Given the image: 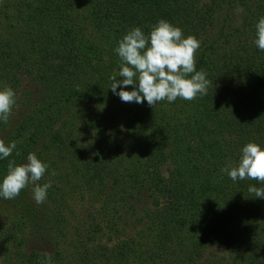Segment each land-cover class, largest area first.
<instances>
[{
  "label": "trees",
  "instance_id": "1",
  "mask_svg": "<svg viewBox=\"0 0 264 264\" xmlns=\"http://www.w3.org/2000/svg\"><path fill=\"white\" fill-rule=\"evenodd\" d=\"M6 6L0 86L14 89L13 109H20L16 121L11 115L0 123V135L12 128L15 134L4 142L24 144L20 154L0 161V176L9 160L21 164L34 152L49 166L38 183L51 181L52 187L43 207L35 203L32 185L15 199H0V264H197L211 248L227 250L230 264H264V199L248 191L264 183L233 182L221 172L246 143L264 145V51L252 42L264 0H257L230 67L221 68L209 51L217 40L203 38L212 22L198 0H25ZM160 19L199 40L196 69L207 73V95L187 101L179 114L184 117L168 118L173 112L159 102L148 105L141 120L139 109L126 118V111L98 108L84 128L66 127V119L60 124L62 107L66 112L108 99L114 108L121 102L109 89L120 64L114 48L132 27L147 35ZM134 121L138 128H129L126 122ZM83 192L96 203L107 201L101 218L109 222L108 234L118 233L116 218L132 214L138 234L101 238L89 250L88 239L103 231L94 223L71 234L75 246L67 254L60 242L67 233L61 208L70 193ZM49 204L55 205L52 218ZM30 236L47 240L53 253L29 250Z\"/></svg>",
  "mask_w": 264,
  "mask_h": 264
},
{
  "label": "clouds",
  "instance_id": "2",
  "mask_svg": "<svg viewBox=\"0 0 264 264\" xmlns=\"http://www.w3.org/2000/svg\"><path fill=\"white\" fill-rule=\"evenodd\" d=\"M252 42L258 50L264 51V16L255 24ZM199 47L197 38L184 36L179 27L164 19L158 20L147 35L140 27H132L114 48L120 64L119 71L109 77L112 81L109 89L122 102H146L151 107L161 101L171 104L177 98L192 101L197 96L207 95V73L196 69L195 53ZM127 86H133L132 90H126ZM15 103L14 89L0 86V123L8 122ZM15 149V141L6 144L0 140V161L10 157ZM48 167L34 152H29L26 162L21 164L9 160L5 174L0 176V199H15L21 190L32 185L35 203L42 204L52 184L51 181L38 182ZM221 172L233 182L249 179L264 183V145L246 143L240 149L238 160L227 164ZM49 174L55 175V172ZM248 191L264 199V188L250 185Z\"/></svg>",
  "mask_w": 264,
  "mask_h": 264
},
{
  "label": "rangeland",
  "instance_id": "3",
  "mask_svg": "<svg viewBox=\"0 0 264 264\" xmlns=\"http://www.w3.org/2000/svg\"><path fill=\"white\" fill-rule=\"evenodd\" d=\"M25 0H0V34L4 36V39L7 37V26H6V18L9 17V14H7L8 7L6 6L11 5V7H16L19 5V3H24ZM199 9L206 13L210 20V28L209 31H205V36L203 38H211L210 41H213L216 39L215 46L209 49L210 53L213 54V60L216 62V64H219V68L222 66L230 67V56L234 57L235 50L240 47L243 43V32L245 29V26L247 24L248 19L253 15L254 12H256L257 7V0H198ZM6 6V7H5ZM5 8V9H4ZM229 32L228 36L223 34V31L226 30ZM230 31L233 32L230 34ZM209 34V35H208ZM210 43V42H208ZM248 46V42L246 43ZM245 44V45H246ZM244 45V44H243ZM27 75H24L22 79L25 82V86L29 85V79L26 77ZM207 79V78H206ZM200 96H197V100H199ZM200 101V100H199ZM164 104V107L166 108L165 111L169 112L170 110L173 112L171 115H168V118L172 119L173 114H181L183 113L187 108V101L177 98V100L171 104L167 103V101H161ZM114 108L112 107V102L108 101V99L103 100L102 102H84L82 104L72 106L67 109L66 112H64V107L60 108L62 110V113H64L63 117L61 118V122H64V120H67L66 127H72V128H84L86 126L85 122H88L90 120V115L92 112L99 109H106L111 110L114 113H120L123 111V114L125 115L126 111V118L129 115V113L132 114L134 110L139 109V111L142 113V116L140 117V120L145 115V111L148 108V104L141 103H126V102H119L116 104H113ZM16 106H19L18 104ZM18 109L12 110L11 115H14L17 120L18 116ZM170 113V112H169ZM10 115V116H11ZM74 115V116H72ZM176 115V116H178ZM122 118L124 117L121 115ZM133 116V115H132ZM183 116V115H179ZM184 117V116H183ZM135 118V117H133ZM52 119H54L52 115ZM127 125H129V128H138L137 124L132 122H126ZM75 125V126H73ZM60 126V125H58ZM64 127V126H63ZM62 127V128H63ZM126 128V127H123ZM15 134V130L10 128V132L2 133L0 136V140L8 141L10 140V133ZM123 137L128 138L126 132H123ZM17 141V142H16ZM16 149L12 152V154H20L23 151V140H16ZM71 189V188H70ZM88 192V191H87ZM83 192L77 195H74L72 193L71 196H67L66 202L63 204L65 205L63 208H61V211L63 213L64 218L67 219L66 224L64 225L63 231L66 233L63 237L60 238V242L63 245V250L67 254H71L73 252L74 244L70 242L71 238L74 234L80 230L83 232V230L90 225H95L98 223L101 228L103 229L102 232H98L96 237L89 238L87 241L86 249H92L95 246L98 248L101 238L103 242H109V238H116V235L119 234V236L122 239L132 238L136 234H138V230L141 229L140 226L137 225L136 221V215L132 214L129 217H124L122 219L116 218L115 225H113V228L118 229V233L111 232L108 234V225L109 222L106 220V217L103 219L101 218V207L105 206L107 204V201H104V197L101 199L102 202L96 203L94 201L89 200V196L91 193ZM146 192H144V195ZM146 197V196H145ZM46 204L43 202L42 207ZM50 217H53V213H55V205L48 206ZM111 208V207H110ZM108 208V209H110ZM107 209V210H108ZM141 210V209H140ZM57 211V209H56ZM3 213L5 216H9L8 212L3 208ZM141 213V212H140ZM125 216V214H122ZM142 216V215H140ZM95 223V224H94ZM110 228L111 225H110ZM127 228V231L125 230ZM74 232V233H73ZM31 242H29V250L31 248H35L36 246H40L43 250L49 251L50 254L53 253V250L49 248L47 240L41 241V240H35L34 237L30 236ZM81 241L84 243L86 242L82 238H80ZM115 240V239H113ZM128 240V239H127ZM113 244V243H112ZM111 245V244H110ZM112 246V245H111ZM230 254L227 250L224 248H211L207 249L204 253V255L196 259L195 262L197 264H230ZM190 260V259H189ZM189 262V261H188Z\"/></svg>",
  "mask_w": 264,
  "mask_h": 264
}]
</instances>
